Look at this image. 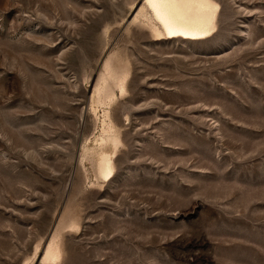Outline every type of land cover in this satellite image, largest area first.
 <instances>
[{"label":"rangeland","instance_id":"rangeland-1","mask_svg":"<svg viewBox=\"0 0 264 264\" xmlns=\"http://www.w3.org/2000/svg\"><path fill=\"white\" fill-rule=\"evenodd\" d=\"M209 1L0 0V264H264V0Z\"/></svg>","mask_w":264,"mask_h":264},{"label":"bare ground","instance_id":"bare-ground-1","mask_svg":"<svg viewBox=\"0 0 264 264\" xmlns=\"http://www.w3.org/2000/svg\"><path fill=\"white\" fill-rule=\"evenodd\" d=\"M167 37L190 38L209 32L213 18L209 0H145ZM111 141L100 155V173L110 172L108 152Z\"/></svg>","mask_w":264,"mask_h":264}]
</instances>
